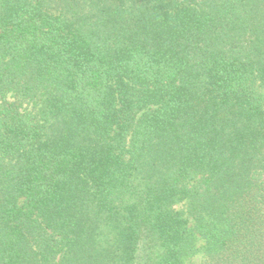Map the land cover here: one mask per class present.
<instances>
[{"label": "trees", "instance_id": "trees-1", "mask_svg": "<svg viewBox=\"0 0 264 264\" xmlns=\"http://www.w3.org/2000/svg\"><path fill=\"white\" fill-rule=\"evenodd\" d=\"M0 264H264V0H0Z\"/></svg>", "mask_w": 264, "mask_h": 264}, {"label": "rangeland", "instance_id": "rangeland-1", "mask_svg": "<svg viewBox=\"0 0 264 264\" xmlns=\"http://www.w3.org/2000/svg\"><path fill=\"white\" fill-rule=\"evenodd\" d=\"M178 207H181V205L179 204ZM102 234L100 235V238L102 239V243L104 242L105 239H107L108 237L110 238V235L112 236V234L110 233V231L105 228V227H102ZM104 232V233H103Z\"/></svg>", "mask_w": 264, "mask_h": 264}]
</instances>
